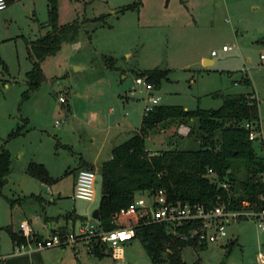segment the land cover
<instances>
[{
	"label": "rangeland",
	"instance_id": "obj_1",
	"mask_svg": "<svg viewBox=\"0 0 264 264\" xmlns=\"http://www.w3.org/2000/svg\"><path fill=\"white\" fill-rule=\"evenodd\" d=\"M55 6L58 25L74 22L79 29L73 41L41 61L43 77L35 89L28 83L27 45L49 29V0H13L0 10V149L10 153L0 195V264L14 250L8 229L18 231L22 219L44 237L47 220L53 227L70 225L67 215L74 206L82 205L84 218L77 224L91 219L101 197L99 166L91 168L96 172L93 201L74 204V173L80 157L101 152L100 161L110 158L113 142L102 144L101 138L92 144L87 134L93 127L118 126L115 144L140 127L148 92L135 82L137 72L169 69L150 93L160 98L158 105L185 110L218 108L222 95L252 92L264 131V0H55ZM223 45L229 49L222 51ZM207 56L210 65L203 64ZM106 57L113 58V68ZM197 126L196 119L164 121L149 132L146 148H197ZM30 162L42 163L55 181L30 176ZM32 194L42 202L10 205L9 200ZM259 222L231 219L225 238L201 249L186 246L181 256L190 264H264ZM42 257L43 264H151L137 238L105 247L100 258L82 240L43 249Z\"/></svg>",
	"mask_w": 264,
	"mask_h": 264
},
{
	"label": "trees",
	"instance_id": "obj_2",
	"mask_svg": "<svg viewBox=\"0 0 264 264\" xmlns=\"http://www.w3.org/2000/svg\"><path fill=\"white\" fill-rule=\"evenodd\" d=\"M5 1L8 5L13 0ZM136 4L137 1L122 7V10ZM49 20V29L27 45L28 56L32 60V67L27 72L31 89L37 88L43 77L41 61L47 55L55 54L63 42L73 41L78 33L79 26L74 22L56 23L55 0H49ZM105 60L113 68V58L106 57ZM168 72L169 69L154 68L139 71L137 75L144 77L155 88ZM243 81L250 83L247 77ZM253 95L252 92L222 95V104L209 109L185 110L179 105L157 104L143 114L138 131L115 145L111 157L99 166L101 197L97 207L98 224L105 230L114 228V213L127 208L136 195L154 193L159 189L165 191L170 202L200 204L209 208L224 203L229 209H240L242 201H247L257 210L263 209L264 200L261 197H264V182L260 173L264 171V147L256 140H249V129L245 126L249 123L255 129L260 127L258 101ZM177 118L197 120L198 147L149 151L145 144L149 132L160 123ZM9 164V151L0 149V195L6 181L5 175L10 170ZM208 169L212 170L213 176L207 175ZM26 172L43 183L55 181L42 163L30 162ZM30 200L39 204L42 202L40 196L33 194L9 202L13 206ZM118 225L134 227L133 238L141 242L151 264H190L182 258V249L186 246L195 249L207 246L180 237L193 226L192 222L172 226L165 222H144L135 216L122 215ZM66 229L62 227L59 232L64 234ZM8 230L13 245L27 244L22 232ZM32 238L42 237L32 235ZM85 242L92 255L99 258L104 256L106 246L100 241L92 238ZM31 258L33 262L27 255L12 256L3 260V264H43L38 252L33 253Z\"/></svg>",
	"mask_w": 264,
	"mask_h": 264
},
{
	"label": "built area",
	"instance_id": "obj_3",
	"mask_svg": "<svg viewBox=\"0 0 264 264\" xmlns=\"http://www.w3.org/2000/svg\"><path fill=\"white\" fill-rule=\"evenodd\" d=\"M7 6L5 0H0V10ZM229 49L223 45L222 51ZM211 55H215V51H211ZM263 57V56H261ZM135 82L143 86L148 92L144 105V114L152 110L157 105L159 98L154 96L151 90L154 89L152 83L148 82L144 77H136ZM60 102H64L62 96L59 97ZM58 122L56 121V124ZM246 128L249 129V140H259L264 147V131L260 125L258 129L249 123ZM208 176H213L211 169L207 171ZM260 178L264 182V171L260 173ZM96 172L92 169L82 168L77 171L73 197L86 201H93L96 196L95 190ZM264 200V197H261ZM135 216L144 222H165L172 226L183 225L184 223H193V226L187 230L185 234L180 235L184 240L201 243H214L222 240L226 236V224L231 219L242 217H252L260 219L259 226L264 228V208L257 210L247 201H242L240 209H229L224 203L217 204L215 207H204L200 204H189L180 202H170L167 199L164 190L159 189L154 193H144L136 195L133 202L125 209H121L112 216L114 228L105 230L99 224L98 220L91 217L88 221H80L78 226L71 228L64 234L56 232L48 237L35 238L31 237V229L27 222L21 223L22 234L27 238V244H21L15 249L16 255L32 253L54 246H63L73 244L78 241H87L96 239L110 249H114L120 243L126 242L134 237L135 231L133 226H120V216ZM30 236V239H28ZM118 254V251L115 252ZM259 261L264 262V255L259 254ZM132 264V263H124Z\"/></svg>",
	"mask_w": 264,
	"mask_h": 264
},
{
	"label": "crops",
	"instance_id": "obj_4",
	"mask_svg": "<svg viewBox=\"0 0 264 264\" xmlns=\"http://www.w3.org/2000/svg\"><path fill=\"white\" fill-rule=\"evenodd\" d=\"M202 60H203V64L209 63V65H210V64L213 63L212 58L209 57V56L203 57ZM159 100H160V98H159ZM145 102H146V99H145ZM59 107H60L59 105H56L55 106L56 109H58ZM143 109H144V106H143ZM143 114H144V110H143ZM92 117H93V119L96 118V114L95 113H92ZM138 129L136 131H138ZM120 132L121 131H120V128L118 126L107 125L104 128L93 127V132L88 133L87 134V137L89 138V140L91 141L92 144L95 143L96 141L100 140L101 138H102L101 139L102 144L103 143H107V141L113 142V143H109V144H112L111 145V149H110V154H111L112 148L115 145H117V144L114 143L115 142L114 139L117 140ZM97 134H99V136ZM99 153H101V152H99ZM99 153H97L94 157H91V158L90 157H84V156L83 157H80L79 165H78V167H77V169H76V171L74 173V180H73V185H72L71 197L74 200V204L77 203L76 200H79V199H76V198L73 197V188H74V182H75V177H76L77 171L79 170V168L82 169L83 167H86V168L88 167V168L95 169V167L100 166L103 161H100V159H99L100 158V154ZM110 157H111V155H110ZM20 205H22V204H20ZM97 207L95 209H97ZM81 208H82V205H78V209L74 206L73 209L70 212H68V214H70V216H68V219H69L68 222H70L69 223L70 225H67L66 224V225H58L56 227H53L51 225V223L49 222V220H47V225L49 226V235L48 236H50V235H52V234H54L56 232H59V229H61L62 227H66L67 228L66 231H69L70 228H72V227L75 228L79 224V223L77 224L76 221L81 220V218H84L81 215V213H80L81 212ZM92 212H91V214H92ZM22 222H27L29 224L30 229H31V237H32V235L33 236H36V237H44L39 231L35 230L27 220L22 219L21 220V223ZM14 232L21 233L22 232L21 231V226H20V229L18 231H14ZM17 247L18 246L13 245L14 250H13L12 253L9 254L8 257L27 255L30 258V262H33V259L31 258V255L33 253H37L38 252L40 254V256L42 258V262H43L42 250L35 251V252H32V253H26V254L16 255L14 252H15V249Z\"/></svg>",
	"mask_w": 264,
	"mask_h": 264
},
{
	"label": "water",
	"instance_id": "obj_5",
	"mask_svg": "<svg viewBox=\"0 0 264 264\" xmlns=\"http://www.w3.org/2000/svg\"><path fill=\"white\" fill-rule=\"evenodd\" d=\"M86 67H82V66H76L75 67V70H83V69H85ZM91 216H92V218H94V219H99V210H98V208L97 209H95L93 212H92V214H91ZM28 239H30V236H28Z\"/></svg>",
	"mask_w": 264,
	"mask_h": 264
}]
</instances>
